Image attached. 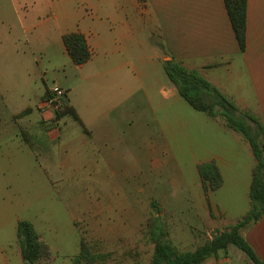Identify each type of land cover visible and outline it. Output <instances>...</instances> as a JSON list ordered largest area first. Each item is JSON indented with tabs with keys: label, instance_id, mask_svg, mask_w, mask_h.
<instances>
[{
	"label": "crops",
	"instance_id": "1",
	"mask_svg": "<svg viewBox=\"0 0 264 264\" xmlns=\"http://www.w3.org/2000/svg\"><path fill=\"white\" fill-rule=\"evenodd\" d=\"M71 32L84 34L91 48L92 57L83 65H75L65 47L63 37ZM23 43L29 50L39 52L43 61L39 67L43 72L61 68L66 74L68 66L75 65V78L68 84L62 82L64 86L55 85L66 91L65 103L75 108L83 122L84 128L73 120L80 126L84 156H92L97 163V178L102 177V165L111 173L119 167L116 131L123 125L125 130L136 127L138 131L145 125L150 128L148 119L143 118L148 112L138 110L140 116H134L135 83L140 84L143 92V100L136 109L143 108L145 100L149 109L168 116L157 122L159 138L150 143V136L146 135V148L137 154L138 160L147 156L154 169L164 166L165 161L159 155L170 145L166 132L174 129L186 111L180 105L183 98L178 89L165 78L164 65L168 61L174 60L198 72L241 112H248L264 123V0H248L244 52L235 37L224 0H0V60L2 52L20 51ZM80 87H83L81 91ZM51 88L45 84L38 115L30 106L18 112L0 110V156L5 159L7 169L22 160L21 144H16L17 141H22L31 151L33 145L28 140L46 138L49 143L61 142L66 146L65 152L69 151L74 139L70 133L72 125L60 122L56 126L50 122L56 119L54 112L40 111ZM204 114L207 118L191 114L197 128L203 125L223 129L239 138L235 149L218 144L222 150L210 151L206 161H196L197 170L199 164L215 161L223 177L222 187L208 196L200 179L203 191V196L199 191L200 207L204 211L206 206L207 211L206 221L197 233L208 238L203 242L195 239L198 246L218 231L236 224L250 211L255 167L249 143L223 121ZM134 140L135 146L141 143L138 133ZM145 140L142 136V142ZM44 153L51 162L49 151ZM69 161L62 154L54 173L63 174ZM0 173L4 177L6 171ZM15 205L14 201L9 208ZM200 216L197 214V218ZM242 233L264 262V216ZM41 238L44 240L42 235ZM0 255L3 264H30L23 259L18 239L15 243L0 244ZM50 260L51 257L35 264H48ZM203 264L255 263L233 245Z\"/></svg>",
	"mask_w": 264,
	"mask_h": 264
},
{
	"label": "rangeland",
	"instance_id": "2",
	"mask_svg": "<svg viewBox=\"0 0 264 264\" xmlns=\"http://www.w3.org/2000/svg\"><path fill=\"white\" fill-rule=\"evenodd\" d=\"M1 56L0 110L6 112H18L30 106L38 115L45 84L64 86L63 83L75 78L72 64L66 74L61 68L43 72L39 67L43 63L39 52L29 50L24 43L20 51L2 52ZM134 90L137 91L133 98L134 116H140L138 110L148 112L141 116L148 119L150 128L145 125L138 131L136 127L125 130L123 125L116 131L119 167L115 173L102 165V177H95L97 163L92 156H84L80 126L71 117L50 121L56 126L60 122L72 125L70 133L74 139L67 153L61 142L49 143L46 138H40L28 140L33 145L31 151L22 141L16 142L21 144L22 160L14 163L11 170L0 156V172L6 171L4 177L0 173V244L15 243L18 221L29 220L51 247L48 264H74L81 253L82 239L93 254L108 256L104 262L94 264H149L154 253L149 223L154 217L164 224L168 232L166 241L180 252L194 251L199 245L195 243L197 240L203 242L208 238L197 233L206 221L207 207L204 211L200 207L199 191L201 196L203 191L196 161L208 160L210 151L222 147L235 149L239 137L223 129L203 125V129L197 128L191 114L201 119L207 116L181 99L180 105L186 111L179 117V125L166 132L170 145L159 155L165 163L161 169H154L147 156L144 159L139 156L138 160L137 154L145 151L146 135L150 136V143L161 136L157 122L168 116L149 109L145 100L143 108L136 109L143 100V92L138 83ZM137 133L141 143L135 146ZM45 150L49 151L51 162L45 159ZM62 154L70 161L63 174H55L57 159ZM225 165L223 161V169ZM14 201L16 205L10 209ZM197 214L202 217L197 218ZM0 264H3L1 255Z\"/></svg>",
	"mask_w": 264,
	"mask_h": 264
},
{
	"label": "trees",
	"instance_id": "3",
	"mask_svg": "<svg viewBox=\"0 0 264 264\" xmlns=\"http://www.w3.org/2000/svg\"><path fill=\"white\" fill-rule=\"evenodd\" d=\"M224 2L235 37L241 51L244 52L247 44L248 0H224ZM63 40L75 65H83L91 59L92 51L84 34L67 33ZM164 69L171 83L191 107L206 113L213 120L223 121L228 128L236 131L249 143L255 158V167L250 190V211L236 224L226 227L222 232L218 231L212 239L198 246L194 251L180 252L168 243L166 241L168 232L164 224L159 217H154L149 223L150 238L154 243V253L149 264H203L207 259L217 257L221 251H228L233 245L245 252L255 264H264L242 233L264 216V123L248 112H241L234 102L198 72L188 70L174 60L166 62ZM49 93L48 90L45 98L50 95ZM67 116L84 128L75 108L64 103L62 110L56 113V119L60 120ZM198 173L205 195L208 196L210 192L222 187L223 177L215 161L199 164ZM17 237L25 261L35 264L50 259L51 248L41 238L31 221H19ZM107 258V254H93L82 239L81 253L74 264H81L84 261L94 264L104 262Z\"/></svg>",
	"mask_w": 264,
	"mask_h": 264
},
{
	"label": "built area",
	"instance_id": "4",
	"mask_svg": "<svg viewBox=\"0 0 264 264\" xmlns=\"http://www.w3.org/2000/svg\"><path fill=\"white\" fill-rule=\"evenodd\" d=\"M50 95L43 101L40 111L41 113L54 112L55 114L62 110L65 103L66 91L61 87L55 85L49 89Z\"/></svg>",
	"mask_w": 264,
	"mask_h": 264
},
{
	"label": "water",
	"instance_id": "5",
	"mask_svg": "<svg viewBox=\"0 0 264 264\" xmlns=\"http://www.w3.org/2000/svg\"><path fill=\"white\" fill-rule=\"evenodd\" d=\"M27 262H29V261H27Z\"/></svg>",
	"mask_w": 264,
	"mask_h": 264
}]
</instances>
